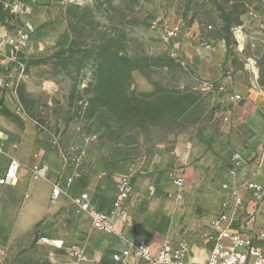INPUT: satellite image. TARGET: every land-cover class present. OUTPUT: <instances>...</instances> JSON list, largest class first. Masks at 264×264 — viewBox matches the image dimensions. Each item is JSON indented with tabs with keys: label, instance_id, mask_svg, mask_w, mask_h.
I'll return each instance as SVG.
<instances>
[{
	"label": "crops",
	"instance_id": "crops-1",
	"mask_svg": "<svg viewBox=\"0 0 264 264\" xmlns=\"http://www.w3.org/2000/svg\"><path fill=\"white\" fill-rule=\"evenodd\" d=\"M53 3L54 0H0V57L6 59V63H0V72L10 82L15 79L18 53L34 52L38 42L44 46L50 33L57 31L59 23L50 24L57 18ZM27 22L35 28L29 48L15 51L8 37ZM195 47V51L192 47L186 49L191 61H199L209 77L211 71L205 68L212 64L214 77L220 79L226 91L241 97L228 106L223 102L220 120L189 141H149L110 159L90 152L86 171L71 186L74 195L88 191L92 208L108 212L120 181L129 177L134 184L132 198L113 234L91 230L89 214L77 212L69 198L61 196L51 201L53 183L60 181L66 187L73 164H66L53 146L55 134L51 128L17 108L9 89L0 90V131L9 140L0 164L4 166L9 156L23 163L17 179L5 186L0 196V244L8 248L10 264H77L73 250L79 248L84 249L85 256L78 264H149L136 254L128 260L114 258L128 247V241L149 244L153 254H158L165 243L187 241L188 258L204 262L217 237L212 221L231 195L232 187L238 188L243 198L242 206L230 207L232 229L245 230L256 245L262 243L264 76L259 77L253 70L247 72V68L232 73L228 62L222 66L220 43ZM226 114L228 121H224ZM43 163L49 165L47 177L33 178L32 165ZM179 178L184 180L182 187L175 183ZM249 180L259 184L257 194L243 186ZM45 238H63L65 246L57 248Z\"/></svg>",
	"mask_w": 264,
	"mask_h": 264
},
{
	"label": "rangeland",
	"instance_id": "rangeland-1",
	"mask_svg": "<svg viewBox=\"0 0 264 264\" xmlns=\"http://www.w3.org/2000/svg\"><path fill=\"white\" fill-rule=\"evenodd\" d=\"M52 7L57 31L34 52L18 53L8 89L17 108L77 148L71 157L85 149L86 160L90 152L110 159L149 141H189L219 121L226 88L187 48L220 43L222 66L251 72V63L264 76V0H54ZM177 25L179 35L170 36Z\"/></svg>",
	"mask_w": 264,
	"mask_h": 264
},
{
	"label": "built area",
	"instance_id": "built-area-1",
	"mask_svg": "<svg viewBox=\"0 0 264 264\" xmlns=\"http://www.w3.org/2000/svg\"><path fill=\"white\" fill-rule=\"evenodd\" d=\"M6 8L11 6L8 4ZM14 11V9L12 8ZM35 31L33 24L27 22L22 28H18L16 32L8 37V44L15 51L27 50L32 34ZM181 31L180 26H174L168 31L172 37H177ZM5 58L0 57V63H6ZM229 75L231 72H229ZM10 81L0 72V90L8 89ZM241 95L237 92L227 91L223 102L228 106L234 104ZM229 116L224 115V121H228ZM7 134L0 131V156L7 154L8 146ZM13 146H17L16 143ZM53 146H55L65 163L73 164L74 171L67 178L66 187L62 186L60 181L53 183L51 190V201L56 202L61 196L69 198L77 209V212H86L91 218V230H97L105 234H113L117 232L119 217L125 212L128 202L134 193V184L129 177H124L118 186L115 197L111 203V209L108 212H99L92 208L90 204V194L84 191L79 195H74L71 186L74 179L80 177L86 171V154L83 149L79 154L71 157L72 151L77 149L71 145L63 146L60 138H53ZM260 162L264 163V145L261 152ZM23 163L16 157L9 156V160L3 166L0 164V196L3 188L12 184L18 177ZM49 165L33 164L31 167L32 177L35 179H44L47 177ZM175 183L182 187L183 178L175 180ZM255 194L260 190L258 183L249 180L243 184ZM224 188L228 184H223ZM240 207L243 205V198L239 194V189L232 187L231 195L223 202L222 209L212 221V227L217 232L215 243L210 251L209 257L204 262L193 261L188 258L189 243L181 241L177 245L165 243L158 254H153L149 244L145 242L128 241V247L123 250L122 254H115L116 260H128L132 254H136L145 259L149 264H264V228L259 233L261 244L256 245L254 237L245 230L235 231L232 229L233 214L230 213L231 205ZM46 242L51 241L57 248H63L65 241L63 238H45ZM78 264L84 259V249L79 248L73 250ZM0 264H10L9 250L6 246L0 244Z\"/></svg>",
	"mask_w": 264,
	"mask_h": 264
},
{
	"label": "bare ground",
	"instance_id": "bare-ground-1",
	"mask_svg": "<svg viewBox=\"0 0 264 264\" xmlns=\"http://www.w3.org/2000/svg\"><path fill=\"white\" fill-rule=\"evenodd\" d=\"M234 31L236 33V37H237V40H238L240 48H241V47H243V42L246 40L245 34L243 33V31L239 27L236 28ZM248 66L250 67L251 70H253L255 72L257 71L256 68L253 67L251 64H248Z\"/></svg>",
	"mask_w": 264,
	"mask_h": 264
}]
</instances>
